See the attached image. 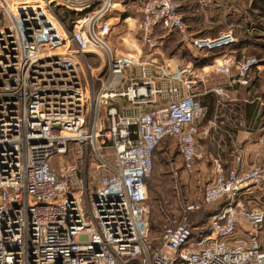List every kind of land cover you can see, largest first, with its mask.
<instances>
[{"label": "built area", "instance_id": "built-area-1", "mask_svg": "<svg viewBox=\"0 0 264 264\" xmlns=\"http://www.w3.org/2000/svg\"><path fill=\"white\" fill-rule=\"evenodd\" d=\"M121 6L140 13L142 48L156 60L163 45L159 29L175 31L199 49L236 42L232 29L214 38L193 35L180 0H0V264H264L258 228L264 208H250L240 197L247 188L264 186V164L244 167L242 152L227 176L220 156L210 158L218 177L206 184L203 201L226 202L211 214L207 233L196 236L201 228L183 220L151 238L147 182L160 144L175 140L183 168L197 170L206 153L202 140L220 116L217 111L207 117L196 90L213 92L220 105L231 97L232 83L208 85V74L191 64L171 76L162 71L175 81L159 88L145 65L132 72L138 59L112 53L105 43L106 16ZM67 36L85 69L75 50L56 51L66 46ZM100 48L109 58L105 78L93 75L87 60L89 51ZM54 54L56 72L41 73L43 59ZM254 63L255 57L238 64L229 57L212 71L229 76L241 65L244 77ZM96 80L100 89L94 88ZM126 96L152 105L146 112L123 114L113 102ZM101 103L110 105L108 125ZM242 221L253 228L237 236Z\"/></svg>", "mask_w": 264, "mask_h": 264}, {"label": "rangeland", "instance_id": "rangeland-1", "mask_svg": "<svg viewBox=\"0 0 264 264\" xmlns=\"http://www.w3.org/2000/svg\"><path fill=\"white\" fill-rule=\"evenodd\" d=\"M186 3L187 4L184 9V13L187 20L185 22H187L188 24L189 31L194 32L198 36L207 35L210 37H216L219 32L229 29L233 30L235 36L238 37L239 40H241L242 37L245 36L258 37L259 35L264 34V0H188ZM119 8L121 11L110 13L106 16V19L110 24V34L112 33V35L111 40H109L108 38L107 40H105V43L113 51L112 53L117 52L119 54L133 55L136 59H138V63L132 68L131 71L135 72L138 69V72H140L141 67L145 65L147 74L154 78V85L156 88L162 87V85L164 84L166 86L174 83L175 80L170 77L173 73H170L166 69L155 67L161 65L162 58L160 59V57H158L156 60L152 55L149 59L144 56V60H149L144 61L140 57V53L142 52H144V55L149 54V51H147L148 48H145L143 50L141 37L140 35L136 36L137 32H135L137 30L135 28L137 27H135L134 22L136 21V19H140V15L136 13L133 8H128L127 6H121ZM61 13L62 15H65V17H68V13ZM129 28L135 29V34L129 31ZM166 33L168 34V36H172L173 42L170 45L169 49H172V52L175 51L173 53L176 56L179 54L181 48L182 54L185 57L192 54L190 50L186 48V46L185 48H183V42L180 41L182 36L180 34H177V32L175 31ZM138 37H140V39ZM235 43L236 42H234L233 44ZM62 45H66L69 50H75L72 53H74V56L76 58H79V64L81 66L80 69L83 70V67L85 69L83 58L78 52L75 54V52L77 51L76 45L68 36L65 37ZM162 49L163 46L160 47L158 52H160ZM99 51L104 52V48H100L98 52ZM243 51L244 54L242 55V57L235 58L237 60V64L238 62H242V60H246L250 57H255L257 60V63H254V68L250 70L244 77H241L239 75L240 68L242 69V66L239 65L240 68L236 66L231 68L229 76L224 74H217L209 78V80L212 81L211 86L224 84L226 85L228 83L233 84L235 76L237 81L240 80L238 82L239 84L248 85L246 87L238 86L236 95L232 90L228 88L231 97L223 101L220 105H218L217 101V106L219 107L217 115L220 116V120L218 124L215 125V128H211L212 131H221L223 129L227 130V127H230L234 132L244 129L245 123L242 117V111H239L237 109L238 104L239 106H241L240 108H242L243 103L254 100L257 102H263L264 106V44L257 48L251 46ZM93 53L94 52L89 51L87 53V56H90ZM106 57L105 55H100L98 57L99 59H97L95 62L93 61V63L97 64L98 66L103 63V69L106 70L108 68L109 62L108 56ZM58 59V54L50 55L44 58V63L40 65V72H45L50 75L56 72V68L59 65L56 62ZM87 60H89V57H87ZM150 61L155 62V66H152ZM147 62H149L150 64ZM89 63L91 64V66L93 65L91 61ZM208 67L209 66L204 67L203 71L197 72L207 74L208 71H210ZM97 69L98 67L96 68V70ZM96 70H93V75L95 74V76L98 75V71ZM162 71H166V73L169 72L168 74L170 76L162 73ZM85 73L88 74V72ZM129 73L130 72L128 71L126 75L128 76ZM244 79L248 80L249 84L242 83L241 81ZM128 82L129 80L126 81V84ZM1 85L2 81L0 80V86ZM93 85L95 89H100L101 87V83L97 80ZM157 95H159V102H166V99L162 98V95ZM151 97L153 98V96ZM121 98H124V100L126 99V111L131 110L132 112H146L152 105V103L147 102H131L130 100H128L127 96ZM113 104H115V102H113ZM109 107L110 105L101 103L100 116L104 118V121L107 123V125L110 124V120L107 115ZM132 112L126 113L127 115H129ZM236 118H238V120ZM203 125L204 124H202L201 126L203 127ZM262 135H264L263 127L253 137V139L258 138L259 136L262 137ZM240 141H236L237 143L234 144V148L237 149L236 154L240 153L239 151L245 150V147L243 146V138L240 139ZM263 144L264 141L262 142V145H259L255 149L252 165L257 166L264 164ZM213 156L216 157L220 155L213 154ZM206 157L207 154L205 153L204 158L199 162L200 165L197 170H195L194 172H189L183 168L182 159L178 153L175 140L165 139L160 144L156 152L153 174L147 182L149 193L147 204L150 210V216H152L153 228L151 238H153L154 241L158 239L160 230L170 222H180L183 220H187L190 223H193L194 221V228H201V230H195L196 236H198L202 231L209 230V228H211L209 220L211 216L210 214L216 212L222 205L224 206L226 201H224L225 199H220L213 203H204L203 201V194L206 184L215 176L214 172H211L213 168L212 164L209 163L208 165V163H206ZM220 160L223 164L224 176H227L230 171L235 168L236 164L234 166H232V164L229 166V164L226 163L225 159L223 158L222 154L220 156ZM227 160L230 161V157H228ZM204 163H206V165L208 166H205ZM215 177L217 178L218 175L216 174ZM244 192L245 193H243L240 197L243 198L248 207H262V204H264V186H252L250 188H247V190H245ZM189 205L194 206V208L188 210L187 207ZM238 228H253V226L248 224L246 221H242L240 222ZM258 228H262L261 234L263 235L264 223Z\"/></svg>", "mask_w": 264, "mask_h": 264}, {"label": "crops", "instance_id": "crops-1", "mask_svg": "<svg viewBox=\"0 0 264 264\" xmlns=\"http://www.w3.org/2000/svg\"><path fill=\"white\" fill-rule=\"evenodd\" d=\"M183 5H182V9H181V14L183 15L185 21L187 20L185 18V13H184V9L186 7V2L188 0H180ZM262 4V3H260ZM261 7V5H260ZM119 11L120 8L118 9ZM135 10V9H134ZM136 11V10H135ZM129 13V12H128ZM136 13H138L136 11ZM140 15V13H138ZM140 20V19H139ZM136 19V21L134 22L135 27H138V21ZM187 23V22H186ZM137 24V26H136ZM188 25V24H187ZM137 29V28H135ZM135 29L129 28V31H131L132 33L135 34V32H137V30L134 32ZM192 34L198 36L197 34H195L194 32L190 31ZM158 36L161 37L163 40V49L159 52L160 53V59H161V65L155 66V62H151V65L157 67V68H163L166 69L167 71H169L170 73H175L178 70L184 68L185 66L191 64L193 66V68L196 71H203L204 67L209 66L208 68L210 69V71H208V85H211V82L209 80V78L212 76H215L217 74L212 72V66L214 64H216L217 62H222V60L224 58H228V57H232V58H237V57H242V55L244 54L245 49H248L249 47H260L261 45L264 44V34L263 35H259L258 37H252V36H245L242 37L241 40L238 39V37H236V43L232 44L230 46H225L222 48H217V49H212V50H208V49H199L196 48L194 45H192L189 42H184L182 40V38L180 39L181 42H183V48H186L190 50V52L192 53L191 55H188L187 57H185L182 54V51L180 49L179 54L176 56L173 52L172 49L170 48V45L172 44L173 40H172V36H168V34L166 33L165 30L159 29L157 32ZM179 34V33H177ZM111 34H109L108 38L109 40H111ZM141 34L140 32L136 33V36ZM140 37H138L140 39ZM199 37H205V38H214L215 36H203V35H199ZM258 40V42H257ZM262 41V42H261ZM257 43V44H255ZM105 52V51H104ZM97 52L95 54H92L89 57V60L92 62V67L94 70H96V68L98 67V69L96 71H98V74L102 75L104 78L108 75V68L106 70L103 69V63H101V65H97L95 63H93V61L95 62L97 59H99L98 57L100 55H106V52ZM117 53V52H116ZM119 54V53H117ZM174 54V55H173ZM125 55V54H123ZM129 55V54H126ZM92 56V57H91ZM98 56V57H97ZM145 57H147L148 59L151 58L150 54H145L144 52L140 53V57L143 59ZM175 56V57H173ZM103 58V57H101ZM144 60V59H143ZM144 61H149V60H144ZM102 62V60H101ZM106 62H107V57H106ZM163 66V67H162ZM235 81L233 84H229L228 88L230 90L233 91V93H235L238 91V86H248V85H241L239 84L236 79L235 76ZM252 81V79H251ZM250 81V83H251ZM249 84V83H248ZM197 96L198 98L208 107V113H207V117H213L216 112L219 110L218 106H217V99L218 96L215 95L213 92L210 93H206L203 91V87L201 86V88H199L198 90H196ZM125 101L124 98L118 97L114 100L115 104H117V106L119 107V110L121 113L123 114H127L126 112H132L131 110H127L125 108ZM247 101V100H246ZM162 103V102H161ZM129 105V103H128ZM242 108H240L241 106H239L237 109L239 111H242V117L245 123L244 129L243 130H238L237 132H234L230 127H227V130H221V131H217V130H210L208 137L204 138L202 140V145L206 151L207 157H206V163H211L210 158L211 156H213V154L215 155H223V158L225 159L226 163L229 164V166L232 164V166H234L236 164V156L239 154H236L237 149L234 148V144L239 142L240 139L243 138V142H244V147L245 150L239 151L240 153L242 152L243 154V166L244 167H248L251 166L253 164V160H254V152L255 149L260 145V139L264 140V135L259 136L258 138H254L253 137L262 129V127L264 128V106H263V102H257L254 100H250L247 101L245 103L242 104ZM230 128V129H229ZM237 141V142H236ZM241 142V141H240ZM264 146V144H263ZM213 148V149H212ZM230 157V161L227 160V158ZM206 163H204L205 166ZM203 169V168H202ZM213 172V171H211ZM262 207H264V204H262ZM222 208V206L218 209L220 210ZM246 229L247 228H239L237 230V236H246ZM262 248L264 250V233H263V240H262Z\"/></svg>", "mask_w": 264, "mask_h": 264}, {"label": "bare ground", "instance_id": "bare-ground-1", "mask_svg": "<svg viewBox=\"0 0 264 264\" xmlns=\"http://www.w3.org/2000/svg\"><path fill=\"white\" fill-rule=\"evenodd\" d=\"M59 32H60L61 37L63 38L64 37L63 36L64 33H63V31L60 28H59ZM50 45L53 46L54 43L52 42V43H50ZM56 51L62 52L63 54H67L68 53L67 52V46L58 47V48H56ZM141 92H143V90Z\"/></svg>", "mask_w": 264, "mask_h": 264}, {"label": "trees", "instance_id": "trees-1", "mask_svg": "<svg viewBox=\"0 0 264 264\" xmlns=\"http://www.w3.org/2000/svg\"><path fill=\"white\" fill-rule=\"evenodd\" d=\"M261 2H262V1H261ZM63 17H65V16H63ZM63 17H62V18H63ZM224 201H225V200H224ZM223 204H224V203H223ZM222 206H223V205H222ZM205 213H207V212H205ZM210 215H211V214H210ZM151 224H152V216H151ZM192 224H193V225H195V222L193 221V223H192ZM204 232H206V233H207V232H208V230H204Z\"/></svg>", "mask_w": 264, "mask_h": 264}]
</instances>
